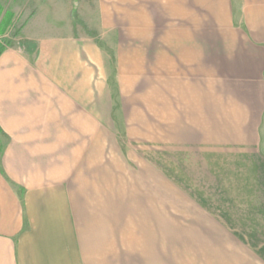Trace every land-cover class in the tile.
<instances>
[{"label": "crops", "instance_id": "1", "mask_svg": "<svg viewBox=\"0 0 264 264\" xmlns=\"http://www.w3.org/2000/svg\"><path fill=\"white\" fill-rule=\"evenodd\" d=\"M1 9L21 25L0 54V264H146L145 222L156 231L163 214V153L148 199L147 163L119 144L130 135L114 133L103 56L82 31L146 40L164 18L155 124L170 126L181 154L172 174L203 182L200 197L171 198V220L176 206L193 212L203 264H264V0H0ZM131 108L120 106L124 127L141 124L126 118ZM122 184L129 191L116 193Z\"/></svg>", "mask_w": 264, "mask_h": 264}, {"label": "rangeland", "instance_id": "2", "mask_svg": "<svg viewBox=\"0 0 264 264\" xmlns=\"http://www.w3.org/2000/svg\"><path fill=\"white\" fill-rule=\"evenodd\" d=\"M161 17L164 18L163 15ZM16 19L17 17L14 14L0 10V45L4 48H10L16 38L21 25ZM164 20L162 25L166 26V29L152 28L148 30L146 40L139 39L136 35L138 34L137 31L124 29L118 33L115 31L108 32L102 38L96 32L88 29L85 32L82 31V35L89 36L103 56L98 75L104 77L102 79H104V84L107 87L109 99L107 105L108 103L111 105V118L115 124L112 126L114 133L117 136L124 135L127 128V134L130 135L129 143H127V140L125 141V138H122L119 139V144L129 150L131 148L133 156L137 152L139 153L140 156L133 158L134 161L140 159L141 164L143 161L147 163L145 173L140 174L143 181L139 180V183H141L142 188L146 189L143 196L148 199L152 196L150 193L154 187L153 164L155 154L163 153V214L160 221L161 225H157L156 231L153 223L150 225L149 222H145L146 264H203V254L197 252L201 248L196 247L193 229H191L194 223L188 221V215H190V218L194 217L193 212L190 213L184 205L176 206L175 216L178 221L171 220V198L179 197L178 201L181 203V198L185 201L184 197H200L203 186L202 174L192 175L193 181L192 178L189 179V175L172 174V159L176 162L177 155L181 154H176V149L172 147L170 126L159 124L156 127L155 124V64L158 63V59L162 57L161 54L169 49L168 46L170 45V21L169 18H164ZM139 40H142L144 44L139 45ZM123 42H126V44L123 45ZM120 87L125 90L126 94L123 96L119 93ZM121 105H132L125 116L131 120L139 119L141 121L139 126L124 127ZM142 135H144V139ZM139 136L142 140L137 139ZM5 143V137L0 134V148ZM172 154L176 156L172 158ZM175 167L177 168V165ZM133 181L132 179L131 182ZM123 188H125L123 184L118 185L116 193H123V190L129 191V189ZM124 208L126 207L124 206ZM142 215H145L146 220L149 221V217H153V211L151 212L149 208H146ZM131 217L133 218V215ZM188 229H191L190 238L187 236ZM174 231L175 237L173 235ZM155 240L156 242H154Z\"/></svg>", "mask_w": 264, "mask_h": 264}, {"label": "trees", "instance_id": "3", "mask_svg": "<svg viewBox=\"0 0 264 264\" xmlns=\"http://www.w3.org/2000/svg\"><path fill=\"white\" fill-rule=\"evenodd\" d=\"M72 20L74 21V23H80L81 21H80V19L78 18V16H77V14L76 13H72ZM82 24V23H81ZM5 50V48L4 47H2L1 45H0V54L3 52ZM0 134L2 135V132H1V130H0ZM1 150H2V148H0V153H1Z\"/></svg>", "mask_w": 264, "mask_h": 264}]
</instances>
